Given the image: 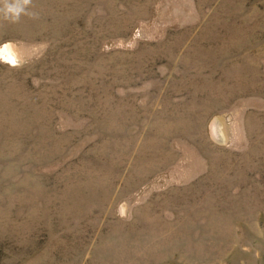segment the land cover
I'll list each match as a JSON object with an SVG mask.
<instances>
[{
  "label": "rangeland",
  "instance_id": "rangeland-1",
  "mask_svg": "<svg viewBox=\"0 0 264 264\" xmlns=\"http://www.w3.org/2000/svg\"><path fill=\"white\" fill-rule=\"evenodd\" d=\"M31 10L0 20V264H264V0Z\"/></svg>",
  "mask_w": 264,
  "mask_h": 264
},
{
  "label": "clouds",
  "instance_id": "clouds-1",
  "mask_svg": "<svg viewBox=\"0 0 264 264\" xmlns=\"http://www.w3.org/2000/svg\"><path fill=\"white\" fill-rule=\"evenodd\" d=\"M32 4L33 0H0V20L15 24L20 22L22 16L36 19L38 13L31 10Z\"/></svg>",
  "mask_w": 264,
  "mask_h": 264
},
{
  "label": "bare ground",
  "instance_id": "bare-ground-1",
  "mask_svg": "<svg viewBox=\"0 0 264 264\" xmlns=\"http://www.w3.org/2000/svg\"><path fill=\"white\" fill-rule=\"evenodd\" d=\"M2 51L4 52V55L7 56V58L12 59V60H15L14 57L10 55V52L8 51L7 46H5V47L2 49ZM7 52H8V53H7Z\"/></svg>",
  "mask_w": 264,
  "mask_h": 264
}]
</instances>
